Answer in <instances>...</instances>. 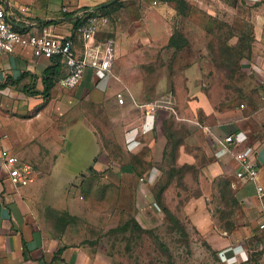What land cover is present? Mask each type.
Masks as SVG:
<instances>
[{
	"label": "rangeland",
	"instance_id": "obj_1",
	"mask_svg": "<svg viewBox=\"0 0 264 264\" xmlns=\"http://www.w3.org/2000/svg\"><path fill=\"white\" fill-rule=\"evenodd\" d=\"M177 1L187 3L178 7ZM246 1L129 0L110 17L112 35L124 30L137 39L117 76L137 103L123 94L120 100L117 94L121 110H116L111 99L112 104L90 118L103 146L99 164L91 159L89 126L77 121L70 125L66 153L56 171L88 172L72 186L57 182L54 191L62 197L63 186L70 190L68 198L64 194L71 199L72 209L59 208L57 219L72 225L76 235L81 233L90 263L226 264L235 245L251 257L249 264L264 260L263 239L252 229L237 197L239 182L227 183L224 175L209 177L205 165L211 156L206 158L204 152L207 140L192 123H213L214 118L204 117L206 98L216 108L218 123L223 120L220 112L225 114L244 96L234 87L235 79H240L239 67L247 68L254 48H262L253 45L258 5ZM173 36H178L179 48L170 43ZM119 45L115 43L114 54ZM231 54L230 70L237 68V74L225 64ZM196 100L206 107L194 115L189 106ZM148 105L156 107L158 116L171 108V115L164 111L161 120H176L177 115L189 120L182 119L180 124L185 123L184 130L190 128L186 140L195 137L199 145L198 150H187L192 157L183 154L190 147L187 142L182 156H172L173 145H167L172 138L165 137L164 121L158 122ZM179 128L172 124L167 129L173 136ZM159 135L162 140L157 139ZM141 178L146 182L141 183ZM50 201L55 203L56 198ZM242 228L250 232L248 237Z\"/></svg>",
	"mask_w": 264,
	"mask_h": 264
},
{
	"label": "crops",
	"instance_id": "obj_2",
	"mask_svg": "<svg viewBox=\"0 0 264 264\" xmlns=\"http://www.w3.org/2000/svg\"><path fill=\"white\" fill-rule=\"evenodd\" d=\"M126 1L129 0H0V3L9 10V20L20 32L35 33L41 25L52 24L57 34L69 36L82 17L79 15L81 11H98V14L110 19ZM246 3L258 5L255 9L259 11L253 16L256 40L253 45L262 48L261 51L254 48L253 55L246 62L249 65L247 68L239 67L240 79H235L237 84L234 87L244 96L236 104L232 103L234 107L225 114L220 112L219 118L223 120L218 123L215 122L216 108L206 98L208 110L204 117L214 118L213 123H192L202 129L207 140L204 152L206 158L211 156L205 165L209 177L215 179L224 175V178L237 183L234 177L239 168L237 158L248 156L256 162L258 184L264 188V11H260L264 8V0H247ZM64 7L68 8L67 12H64ZM109 29V24L101 27L96 42L104 43L113 38L115 43L120 44L115 50L111 74L101 80L91 70L76 88H63L59 84L67 75L63 63L59 65L54 60L37 58L30 49L16 46L14 53L0 57V264H92L81 233L76 235L72 225L61 224L57 219L59 208L72 209L71 199H67L70 190L64 186L74 185L88 171L67 174L63 171L59 173L56 167L60 166L61 156L66 153L64 147L69 127L76 121L89 126L86 131L92 137L89 148L92 150L91 159H97V164L102 163L99 155L103 146L90 118L95 111L99 113L109 106L108 103L112 104L111 99L116 110H121L116 101L117 94H123L135 105L137 103L132 99L133 93L126 88V83L117 77L122 70L120 64L137 39H131L124 30H115V37ZM77 46L81 49L82 45L78 42ZM46 80L54 82L50 91H46ZM199 101L190 102L189 109L194 115L202 113L206 107ZM161 111L159 116H155L158 122L164 121L161 119H164L165 112L171 115L170 109ZM175 118L171 120L177 127H184L185 123L180 124L182 119L189 122L178 118V115ZM189 129L182 147L186 142L191 144L183 154L192 157L187 150L191 147L198 150L199 145L196 146L195 137L186 140L191 135ZM229 135L234 136L231 144L225 141ZM160 138L159 135L157 139L162 140ZM8 156H17L22 162L32 165L41 172L40 177L28 186H14L3 164ZM57 182L64 183L62 197L54 192ZM238 184L236 193L242 200L243 213L250 224L252 222V229L261 235L259 239H263L264 244V233L258 229L259 222L264 220V197L259 199L254 184ZM50 198H56L55 203ZM241 230L248 237L250 232L244 228ZM232 249L226 264L251 262V257L242 246L235 245ZM258 264H264V260Z\"/></svg>",
	"mask_w": 264,
	"mask_h": 264
},
{
	"label": "built area",
	"instance_id": "obj_3",
	"mask_svg": "<svg viewBox=\"0 0 264 264\" xmlns=\"http://www.w3.org/2000/svg\"><path fill=\"white\" fill-rule=\"evenodd\" d=\"M63 10L67 12L68 8L64 7ZM79 15L82 17L77 23L79 20L80 23L69 36L57 34L52 24L41 25L35 33L20 32L10 22L9 10L0 3V57L14 53L16 46H21L30 49L37 58L59 61L67 69V75L59 82L63 88L78 87L91 70L99 79H106L112 72L115 40L109 38L104 43H97L96 36L101 27L109 24V18L87 10L81 11ZM78 42L82 45L81 49L77 46ZM118 97L122 100L121 94ZM147 107L153 115L156 114L154 105ZM225 141L233 143L234 136H227ZM237 160L239 168L234 172L235 179L237 182L254 184L257 195L262 200L264 188L258 184L256 162L248 156H240ZM3 164L11 183L16 187L28 186L41 175L38 169L22 162L17 156H8ZM140 182L145 183L146 179L141 178ZM258 228L264 233V220L259 222Z\"/></svg>",
	"mask_w": 264,
	"mask_h": 264
},
{
	"label": "trees",
	"instance_id": "obj_4",
	"mask_svg": "<svg viewBox=\"0 0 264 264\" xmlns=\"http://www.w3.org/2000/svg\"><path fill=\"white\" fill-rule=\"evenodd\" d=\"M179 3L181 4V5H183V4H185V3H187V2H183V1H177V6L179 7ZM187 6V5H186ZM189 6V5H188ZM181 9V8H180ZM182 10H185V9H182ZM100 11H102L103 12V10H100ZM98 13V11H96V14ZM100 14V13H99ZM102 15V14H101ZM80 23V20H79V22L76 24V26L78 25ZM75 26V27H76ZM176 37H178V36H176ZM176 37L175 36H173L172 38H171V44L172 45H175V46H178L179 45V42H178V40H179V38L178 39H176ZM230 53H232V52H230ZM226 54H229V53H226ZM234 56H235V54H234ZM237 56V55H236ZM232 58H233V54H231V56H227L226 57V62L228 63H225L227 66V69H228V71L229 72H231V73H233V74H235V73H238V71H237V68H232L231 70H230V67H232ZM57 63L60 65V63L61 62H59V61H57ZM236 63V62H235ZM58 64H56L55 65V68H57L58 66ZM234 67H236L235 65H234ZM235 71H237V72H235ZM54 74H51V76H53ZM47 85H46V91H50V88L54 85L53 83L54 82H52V81H47L46 80V82H45ZM164 124H165V128H166V132H165V137L168 139V138H172V139H170V140H168V143H167V145H173V149H172V156H175L176 158L178 157V154H180V147H182V145H183V143H184V136L188 133V131L187 130H184V128L185 127H181V129H178L175 133H174V135L173 136H170V130H168L167 128L169 127V126H172V124H174L173 123V121L172 120H167V121H164ZM168 126V127H167ZM176 135H178L177 137H176ZM173 141H174V143H173ZM177 160V159H176ZM90 170H93V168H90ZM225 179H227V183H229V182H231V180L229 179V178H225Z\"/></svg>",
	"mask_w": 264,
	"mask_h": 264
},
{
	"label": "clouds",
	"instance_id": "obj_5",
	"mask_svg": "<svg viewBox=\"0 0 264 264\" xmlns=\"http://www.w3.org/2000/svg\"><path fill=\"white\" fill-rule=\"evenodd\" d=\"M158 111H160V110L158 109ZM156 114H157V111H156ZM156 114H155V115H156Z\"/></svg>",
	"mask_w": 264,
	"mask_h": 264
}]
</instances>
